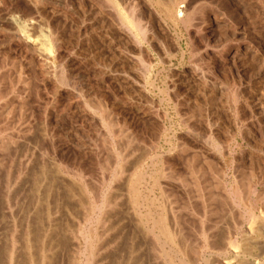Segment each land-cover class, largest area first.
<instances>
[{"label":"rangeland","instance_id":"rangeland-1","mask_svg":"<svg viewBox=\"0 0 264 264\" xmlns=\"http://www.w3.org/2000/svg\"><path fill=\"white\" fill-rule=\"evenodd\" d=\"M11 87L15 128L33 131L31 150L46 151L50 180L59 170L48 207L51 237L66 236L54 238L57 264L76 262L86 245L79 228L86 241L119 223L127 246L112 249V264L128 263L135 234L151 245L144 264L181 257L170 241L168 257L167 244L139 232L138 220L151 228L146 216L162 206L193 250L208 235L199 254L210 263L235 257L220 239L240 240L253 225L250 211L225 200L227 187L262 182L251 203L264 196V0H178L171 16L156 0H0V92ZM263 233L255 261H264Z\"/></svg>","mask_w":264,"mask_h":264},{"label":"bare ground","instance_id":"bare-ground-1","mask_svg":"<svg viewBox=\"0 0 264 264\" xmlns=\"http://www.w3.org/2000/svg\"><path fill=\"white\" fill-rule=\"evenodd\" d=\"M177 1L178 0H173V1L172 0H156V3L160 5V7L163 9V11L168 16H171L173 14V10L175 9V3ZM184 11L187 12V9ZM199 12L200 10H198V8H193V10H189L186 17H184L183 20L185 21L186 24H191ZM123 16H124L123 17L124 21L129 27L136 29L138 32L142 31L143 28L141 29L140 24L137 22L136 18L130 17V15H127V14H123ZM13 91H14L13 87H11V89L8 90L7 94H2L3 92L2 93L0 92V104L2 102L5 103L4 106L0 108V264H55V263L57 264V261L59 260V258L57 260L56 256L58 254L55 255L54 252H55L56 247L60 245L59 244L60 242L64 243V240H65L64 238H66V236H64L63 238L62 235H59L61 236L62 239H60L61 241L59 240L60 242L58 244H55L54 238H59V236L57 235L58 237H51V233L49 232L50 229L48 228V223H49L48 220H49V216L51 215L49 213L48 207L50 205L49 202H50V197H51V191H52V188L54 187L53 185L55 184L54 180H58L57 174H59V170L55 169L53 175L54 177H56V179L53 178L54 180L51 179L52 180L51 181L49 177L50 170L48 169L49 167L47 166L48 158L46 157L47 156L46 151L45 153L43 152V150L40 151L41 153L46 154L45 156L44 154L40 155L41 153L39 154L36 153L35 152L36 150L34 151L31 150L32 147H30L31 146L30 138L33 136L32 135L33 131H26L24 133V135L26 136V139L24 138L25 140H23V142L22 141L20 142V140H18L19 136H20L19 139L22 138L21 137L22 133L19 132L18 129H16L17 127L15 128V125H14L16 117L14 114ZM28 130H31V128H29ZM22 164H24L25 167ZM121 171L123 172L122 169ZM32 172L34 174H38L37 179L35 178L36 176L34 175L32 176ZM32 177L35 178V181H33L34 182L33 186L30 185V180H33L31 179ZM141 180H142V173L139 175L137 180L132 181V183L134 182L135 184L140 185ZM243 182H246V181L244 180ZM258 183L260 184L262 182H258ZM258 183L256 182L254 183L255 186L251 185L248 187L246 186V184L244 186L240 183L241 190L239 189V187L233 188V189L231 188L229 189L227 187V191L225 194L226 195L225 198L227 199L225 200H228L232 203V208L234 204V206L239 211H241L240 209L243 206L245 209L250 211L253 226L250 227L249 232L244 231L245 233L243 235L241 234L242 237L240 238V240L233 239L230 236L228 237V239H224V238L220 239V241H222L223 243L221 242L219 244L220 245L219 248H221L223 252L230 253L232 252L233 249H236L235 257L233 256L232 259L228 258L229 260L227 259L224 264H264V261H255V259H257L256 257L257 255L254 253V251L257 249V247L260 244L259 240L261 236V231L264 230V206L257 205L262 202L264 204V196L261 198L259 195L256 198H254V201H255L254 203H251V200H250L252 195L256 194L257 186L259 185ZM250 184L251 183H248V185ZM28 186L30 188L26 189ZM32 187H35L36 191ZM131 188H132L131 189L132 191H134L133 188H135V190L139 189L137 185L135 187L132 185ZM81 189L88 190L87 187H82ZM133 194L135 195L134 200L139 202V204H141L142 202L140 201H142V198H141L142 196L140 195V193L137 194V192H135ZM215 197L214 198L212 197V199L213 200L216 199ZM23 198L24 200H22ZM57 198L58 197H56V199ZM97 202L98 201H96V203ZM88 203L86 204L88 205ZM31 205H33L32 208H31ZM112 206H115V205L112 204ZM162 207H163L164 212L161 213L160 215L154 216L153 212H149L147 216L145 215L146 217H148V222H151L153 224L151 228H149L147 225L146 227L143 226L142 224L143 218L139 220L137 219L138 220L137 225L138 227L140 226L139 232L143 231L145 234H147L149 230V232L155 236V239L159 244L161 243L163 245L165 243L169 246V241H170V243L176 248L177 255L181 257L170 259L167 262V264H199L198 261L201 259L203 260V264H212L213 262L210 263L212 256L208 258V255L205 256V253L199 254L200 251L204 252L205 245H206L205 243L207 242L209 243L208 235L203 234L205 237L204 238L205 243H203V245H200V248L198 249L199 251L197 252V250L196 251L193 250L192 249L193 247L192 246L190 247L189 241H187V237H184V239L186 238L185 240L180 239L181 234L184 235V233H179L178 227L176 225V224L179 225V222H180L178 216H176L175 214V217L173 216L174 222L173 220L170 221V219L172 218V214H171V218L170 217L168 218L167 216L168 211L166 213L164 210L165 207L164 206ZM100 208H101V205L99 209ZM150 209H152L151 206H150ZM255 209L258 210V213H255L256 211ZM108 210L109 209H107V211ZM22 212L26 214L25 216L27 217L22 219L21 217ZM100 212L101 214L97 218L98 222L102 223L101 224L102 227L109 226L110 228V225H111L110 219L112 218L109 219V216L106 215L105 212L103 213L102 210H100ZM113 212H115V210ZM134 213L136 215L137 212L134 211ZM140 216L144 217L142 214ZM248 216L246 215V217ZM86 217L87 216H85L84 218ZM168 219L170 222H168ZM116 223H119V222H116ZM121 224L119 223L118 226L113 225L111 227L112 229L111 233L113 234L111 237H109V233L111 229L107 230L106 232L104 231L103 233H101L102 232L101 230L99 231L92 230L93 232L91 233L90 236L85 235L86 236L85 238H87L86 241L83 240V236L85 234V231H83L84 227L79 228L81 229V230L78 229L80 232V235L82 236L81 241H84L86 245L82 247L83 249H81V251L79 252L80 254L77 255L78 257L76 258V262L74 264H112L114 263L115 262L114 260L111 262V257L114 256L112 255L113 250H115L114 252H117V251L121 252V250L124 249V248L123 249L121 248L122 245H124V247L127 246L125 244L126 242L123 241L124 232L123 230L121 231V229L123 228L121 229L119 228ZM61 232H63V230ZM61 232L59 231L60 234ZM70 234L71 233H69V236ZM135 237L137 238L138 236L135 234ZM134 238L131 239V247H130V253L132 255H129L131 257L129 258V261L126 264H144L145 258L148 260L149 255H147L148 256L147 258L145 255L146 253L142 255L141 252L144 249H146V247L149 248L148 245L150 244H148V242L144 240L143 241L134 240ZM212 242L210 244H212ZM214 244H213V247L216 248L217 246H214ZM77 246L78 245H76V247ZM173 251L174 250L171 249L169 246V251H167L166 253L167 256L169 257L170 255L174 254ZM59 252L60 251H58V253ZM72 253H74V251ZM74 254H76V252ZM198 255L200 256V258ZM202 255L204 257H201ZM115 256H116V253H115ZM72 259H70V262ZM147 260H146V263H147ZM149 260L152 262L154 261L151 259ZM117 261H118V258L116 262ZM152 262L150 263L152 264Z\"/></svg>","mask_w":264,"mask_h":264}]
</instances>
